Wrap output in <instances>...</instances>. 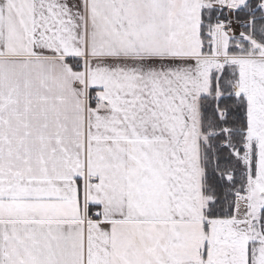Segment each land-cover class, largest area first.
<instances>
[{"label": "snow or ice", "instance_id": "obj_1", "mask_svg": "<svg viewBox=\"0 0 264 264\" xmlns=\"http://www.w3.org/2000/svg\"><path fill=\"white\" fill-rule=\"evenodd\" d=\"M0 264H264V0H0Z\"/></svg>", "mask_w": 264, "mask_h": 264}]
</instances>
